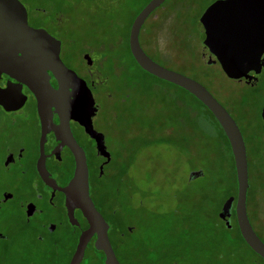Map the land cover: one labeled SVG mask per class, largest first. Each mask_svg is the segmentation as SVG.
Masks as SVG:
<instances>
[{
	"label": "rangeland",
	"instance_id": "obj_1",
	"mask_svg": "<svg viewBox=\"0 0 264 264\" xmlns=\"http://www.w3.org/2000/svg\"><path fill=\"white\" fill-rule=\"evenodd\" d=\"M57 1H65L60 15L70 32L61 35L65 42L70 40L63 53L70 65L82 69L83 46L96 48L102 42L113 43L114 37L120 40L119 47H104L97 55V59L105 60L120 52L121 60L114 66L116 70L107 68L106 63L102 66L108 76L105 90L113 92L114 97H98L101 111L96 127L105 134L113 157L129 153L128 172L118 185V195H114L116 203L111 200L125 228H134L132 235H126V247L133 248L144 264H258L236 228H226L219 218L224 200L236 194L226 140L192 96L176 86L149 79L123 52L121 42L127 24L143 0ZM25 2L29 7L49 9L48 0ZM173 6L169 0L161 7L163 11H155L165 15L162 22H153L154 17L144 22L150 49L141 43L148 55L213 91L215 86L229 87L219 67L207 65L206 58L199 57L201 34L197 18L204 5L178 6L172 17L168 11ZM159 15L155 20L161 19ZM122 67L125 73L120 74ZM146 84H154L163 92L158 88L150 90ZM176 98L189 108L178 106ZM196 108L201 118L196 119ZM248 108L254 111L252 106ZM244 136L249 158L247 212L261 231L263 226L255 209L257 204L260 208L264 205V148L257 131L247 130ZM193 171L201 174L190 178ZM106 183L111 189L113 182ZM88 262L98 264L94 259Z\"/></svg>",
	"mask_w": 264,
	"mask_h": 264
},
{
	"label": "flooded vegetation",
	"instance_id": "obj_2",
	"mask_svg": "<svg viewBox=\"0 0 264 264\" xmlns=\"http://www.w3.org/2000/svg\"><path fill=\"white\" fill-rule=\"evenodd\" d=\"M19 1L26 10L27 24L35 29H44L58 42L59 58L85 82L91 92L94 101L91 122L93 129L102 134L105 151L102 154L97 151V138L100 139V136L97 135V138L90 136L73 118H69L68 125L74 140L85 153L89 195L109 225L108 237L116 255L118 239L109 215L103 213V208L97 202V192L106 182H113L111 185L117 190L116 193L119 192L118 185L128 172L129 153H126V157L123 153L113 157L105 134L96 127V120L101 111L98 97L100 98L102 94H105L107 100L114 97L113 92L105 90L108 76L102 72L104 58L97 59L102 49L101 44H97L96 48L90 45L82 47L80 58L83 67L79 70L63 57L70 42V40L65 42L61 35L69 31L66 20H62L60 15L65 1L56 3L55 0H48L49 9L33 5L29 7L25 0ZM167 1L169 0H164L145 21L154 17L151 20L156 22L155 18L159 14H155V11L161 9ZM219 1L222 0H172L174 6L169 8L168 12L173 17L178 6L192 7L199 3L204 5L197 18L198 32L201 34L199 57L202 60L206 58L204 63L207 65H217L222 75L229 80V87L215 86L213 91L200 83L234 119L243 136L249 183V158L244 136L247 130L257 131L259 144L264 148V51L258 63L246 75L229 78L214 56L215 52H219L218 43L211 44L213 50L203 44L205 29L200 17L207 8L212 7L210 35L217 33L219 37H224V41H228L226 44L239 45L240 51L250 50L251 47H256L259 27H262V22L264 23V0H241L233 5L219 4ZM143 5L137 8L134 17ZM49 12L52 13L48 14ZM164 16L162 12L159 15L161 19ZM49 24L52 28H49ZM142 32L143 27L139 32V41ZM141 47L146 52L142 45ZM226 47L227 51H236L228 45ZM85 55L88 58H85ZM113 69L116 70V67ZM39 79L42 81L47 79L50 85L49 92H46V97L42 100L43 113L39 112V90L35 87V82ZM0 89L4 91L2 101L5 102V105L0 104V264H69L78 237L88 225L79 209L73 210L74 220H71L65 204V194L61 190L71 179L75 162L74 154L67 143L69 134L64 130H58V127L66 122V117L60 113L59 106L60 103H74L76 110L81 108L82 103L78 101L81 99V88L60 89L59 80L51 70L46 69L42 73L37 64L30 66L15 64L5 65L4 69L0 70ZM249 106H252L253 112L249 111ZM43 115L47 122L45 128L42 126ZM50 120L52 125L48 123ZM253 123L255 127L251 128L250 125ZM232 196L236 197V194ZM234 205L235 199L231 208L230 227L226 226L228 229L233 227ZM255 213L262 223L261 231L255 228L247 212L248 219L256 235L264 243V205L260 208L257 204ZM133 231V227H127L118 232L117 236L123 238L127 232ZM94 240L95 236L88 242L80 264H90L88 261L93 259L101 264L100 258L103 264V253L92 249ZM251 252L257 261L264 263L261 256L252 250ZM259 262L257 263L260 264Z\"/></svg>",
	"mask_w": 264,
	"mask_h": 264
},
{
	"label": "water",
	"instance_id": "obj_3",
	"mask_svg": "<svg viewBox=\"0 0 264 264\" xmlns=\"http://www.w3.org/2000/svg\"><path fill=\"white\" fill-rule=\"evenodd\" d=\"M163 1L149 0L134 17L128 33L130 54L136 64L148 74L171 83L194 96L211 112L219 123L230 147L237 185L236 197L230 196L225 200L219 212V217L227 227H230L231 208L235 199L234 212L239 234L245 244L264 259V243L254 232L247 215L246 199L249 183L246 147L236 122L204 85L186 75L162 66L152 59L140 45L139 32L144 21ZM240 1L222 0L218 3L233 5ZM211 8H207L200 17V22L205 29L204 46L213 50L211 44L213 42L218 43L219 52H215L214 56L226 76L239 78L246 75L258 63L264 51V23L262 22V27H259L256 47L240 51L239 45L226 44L228 41H224V37H219L217 33L213 34L214 37L210 35ZM225 44L236 51H227L228 48ZM84 57L88 58L87 55ZM15 64H21L22 66L37 64L39 71L42 73L46 69L51 70L59 80L60 89L63 87L65 89L81 88V99L78 100L82 103L81 108L76 110L74 103H60L59 106L60 113L66 117V122H63V125L59 126L58 130H64L69 134L67 143L74 154L75 162L73 175L68 184L61 190L65 194V204L71 220H74L73 210L79 209L88 225L78 237L77 245L69 264L81 263L85 248L93 236H95L94 248L101 251L104 255L103 264H120L108 237L109 225L97 210L89 195L88 167L85 153L74 140L68 125L69 118H73L84 127L86 133L90 136L96 138L97 135L100 136V139L97 138V151L101 154L105 151L102 134L97 133L93 129L91 122L94 110L91 92L85 82L73 70L67 68L59 58L58 42L44 29H35L27 24L26 10L21 2L19 0H0V70L2 71L5 65ZM35 87L39 90V112L43 113L44 102L42 100L46 97V92H49L50 85L47 79L46 81L39 79L38 82H35ZM3 92L0 89V104L5 105V102L2 101ZM48 123L52 125L51 120ZM42 126L43 128L47 127L44 115L42 117ZM54 130L58 131L57 129ZM42 168L44 169V166ZM200 174V171H193L190 173V178L197 177ZM128 229L130 230V228Z\"/></svg>",
	"mask_w": 264,
	"mask_h": 264
},
{
	"label": "trees",
	"instance_id": "obj_4",
	"mask_svg": "<svg viewBox=\"0 0 264 264\" xmlns=\"http://www.w3.org/2000/svg\"><path fill=\"white\" fill-rule=\"evenodd\" d=\"M148 2V0H143V3L141 5H139L138 7L141 8V6L144 4H146ZM143 5V6H144ZM135 15V14H134ZM133 17L130 19L129 23L127 24V30H126V34L125 36L123 37L122 39V44H123V52L124 53H127L129 54V56L132 58L131 54H130V51H129V47H128V31H129V27L131 25V22L133 20ZM166 19V18H165ZM164 20V18L160 19L159 21H156L158 23L162 22ZM155 22V23H156ZM188 39V38H187ZM113 43H100L101 44V47L104 48V47H107L108 49L110 47H113L111 45H115L116 47H119V43H120V40H118V38L114 37L112 38L111 40ZM142 41L143 45L146 47V49H150L149 47V43L148 41H146V34H144L142 32V36H141V40L140 42ZM141 43V45H142ZM191 47V46H190ZM145 49V50H146ZM119 52V51H118ZM154 52L157 53V51L155 50ZM192 51H190L189 54H191ZM120 53V52H119ZM118 53V54H119ZM147 53V52H146ZM114 53H112V57L108 56L106 57V59L104 60L106 63V67L113 70V67L115 65L118 64V62L121 60L119 57H118V54L116 55H113ZM148 54V53H147ZM150 56V55H149ZM118 60V61H117ZM132 61L133 63L135 64V66L137 68H140L136 62L134 61V59L132 58ZM123 69V67H122ZM115 70V69H114ZM121 70V69H120ZM140 70H142L140 68ZM119 71V69H118ZM147 76L149 79H154L156 80L157 82H160L162 84H168V85H173L171 83H168L164 80H161L157 77H154L150 74H148L147 72H145L144 70H142ZM121 72L123 73L124 72V69L123 71L121 70L120 71V74ZM125 73V72H124ZM175 86V85H173ZM146 87L149 88L150 90H155V88H158L160 89L161 92H163L162 88L160 87H156V85L154 84H146ZM177 87V86H176ZM179 88V87H178ZM180 90H183L181 88H179ZM184 92L188 93L187 91L183 90ZM189 94V93H188ZM190 96H192L191 94H189ZM192 98L194 100H196L197 104L201 107V111H203L209 118H211V120H213V122L215 123V125L217 126L216 128V131H218L223 137L224 139L226 140V143L228 145V142H227V138L222 130V128L220 127L219 123L215 120V118L213 117V115L211 114V112L199 101L197 100L194 96H192ZM175 100H177V103H178V106L180 107H184V108H189L187 104H184L183 106V101L179 98H176ZM192 109V108H191ZM190 109V110H191ZM203 109V110H202ZM201 111L199 110V108H196L195 111H193L195 113V117L196 119L201 118L202 114H201ZM220 127V128H219ZM228 148L230 150V147L228 145ZM231 158H232V154H231ZM232 170H233V175H234V180H235V184H236V177H235V169H234V163H233V159H232ZM117 192L116 189H114L113 185H111V189L109 187V185L107 183L104 184V186L100 189H98V192H97V202L101 205V207L103 208V213L105 215H109L108 218L109 220L111 221V224L114 226V232H115V236L117 237L118 239V246H117V259L118 261H120L122 264H144V261L142 260L141 256L139 254L136 253V251H134L133 248H127L126 247V241H125V238H126V235H132L133 232H127L126 235L122 238V237H119L117 236L118 235V232H120L121 230H124L125 228V225H123V221L121 220V218L119 217V210L115 209V206H113L111 200L115 202V193ZM235 192H236V188H235ZM234 192V193H235ZM119 193V192H118ZM117 193V195H118ZM234 217V216H233ZM233 227L236 228L237 232L239 233L238 231V227H237V224H236V220H235V217H234V220H233ZM227 228V227H226ZM134 229V228H133ZM240 235V234H239ZM241 237V236H240ZM242 239V238H241ZM243 240V239H242ZM244 242V241H243ZM92 249L96 250L94 247H92ZM101 264H102V261H101V258H100V261H99Z\"/></svg>",
	"mask_w": 264,
	"mask_h": 264
}]
</instances>
